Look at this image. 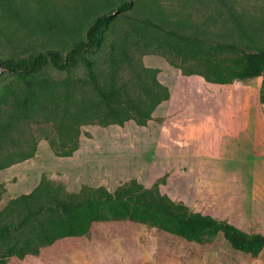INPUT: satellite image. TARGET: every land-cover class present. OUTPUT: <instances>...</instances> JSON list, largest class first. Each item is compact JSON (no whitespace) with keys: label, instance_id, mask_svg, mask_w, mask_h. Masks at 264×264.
<instances>
[{"label":"trees","instance_id":"16d2710c","mask_svg":"<svg viewBox=\"0 0 264 264\" xmlns=\"http://www.w3.org/2000/svg\"><path fill=\"white\" fill-rule=\"evenodd\" d=\"M176 1L170 10L164 0H0V37L11 47L0 46V171L32 159L41 138L66 158L79 150L83 126L146 127L171 93L145 55L217 85L264 77V15L229 0ZM257 102L264 105V82ZM106 222L150 226L198 245L222 236L254 259L264 252L263 234L192 212L158 183L71 193L42 178L0 211V264Z\"/></svg>","mask_w":264,"mask_h":264},{"label":"rangeland","instance_id":"374dc122","mask_svg":"<svg viewBox=\"0 0 264 264\" xmlns=\"http://www.w3.org/2000/svg\"><path fill=\"white\" fill-rule=\"evenodd\" d=\"M229 1L239 10L264 15V0ZM162 5L171 10L178 2L164 0ZM0 46L11 51L3 37ZM143 63L171 81L180 78L176 73L182 75L178 69L166 73L164 65L168 62L159 55H145ZM262 82L264 77L212 91L217 99L213 101V115H218L219 98L226 95L232 102L227 118L253 123L251 133L257 139L258 162L264 161V105L257 102ZM182 92L186 107L190 100L194 109L203 108L196 93ZM164 109L146 127L134 121L123 127L83 126L80 148L72 157L56 156L49 141L41 138L32 159L0 171V211L11 200L31 193L42 178L62 184L71 193H78L85 186L104 187L113 193L118 187L137 181L147 189L158 183L162 195L183 203L192 212L227 220L245 232L264 235V173L257 172L252 178L245 173L223 174L202 169L203 162L211 163L217 156L205 152L207 146L191 142L201 131L173 124L172 115L163 117ZM248 132L240 129L236 137ZM253 169L257 170L255 165ZM9 264H264V252L254 259L233 250L222 236L198 245L150 226L106 222L94 224L86 237L62 240L43 248L38 256L11 260Z\"/></svg>","mask_w":264,"mask_h":264},{"label":"crops","instance_id":"0c3cea01","mask_svg":"<svg viewBox=\"0 0 264 264\" xmlns=\"http://www.w3.org/2000/svg\"><path fill=\"white\" fill-rule=\"evenodd\" d=\"M164 66H166V68L164 67L167 70L166 73L178 72L177 69L168 63ZM176 74L180 78H175L172 81L163 77L161 73L158 76L159 81L169 88L171 97L155 110L153 119L156 118L158 112L163 111L162 109L165 108L163 117H171L172 115L170 120L173 124L181 125L187 130L201 131V135L191 139V142L205 148L207 146L208 149L205 152H210L217 156L211 163H207L208 161L206 163L203 162L202 169H210L223 174L245 173L252 176V178L256 177L255 174L257 172L264 173V164L261 165L264 161L258 162L255 160L257 139L254 136L255 134L252 136L251 133L253 123L250 120L236 121L233 118H227L232 102L226 95L219 98L220 109L218 115H213L215 113L213 101H217V99L212 91L226 88L230 85L208 83L200 76ZM185 90L189 93H196L202 99L204 105L202 109H198L200 111L192 107L194 104L190 100H188L189 106H185L184 97L181 94H184L182 91ZM186 98L189 97L187 96ZM225 113H227L226 116ZM240 129H247L249 132L242 133L240 137H236V133L239 134ZM254 165L257 168L256 171L253 169Z\"/></svg>","mask_w":264,"mask_h":264},{"label":"water","instance_id":"95a60500","mask_svg":"<svg viewBox=\"0 0 264 264\" xmlns=\"http://www.w3.org/2000/svg\"><path fill=\"white\" fill-rule=\"evenodd\" d=\"M3 69H4V66H3V64L0 62V74L2 73Z\"/></svg>","mask_w":264,"mask_h":264}]
</instances>
